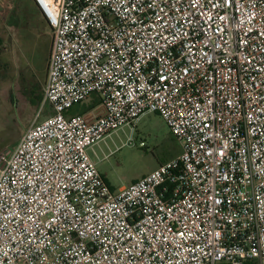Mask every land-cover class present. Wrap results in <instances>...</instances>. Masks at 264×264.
<instances>
[{
    "label": "built area",
    "instance_id": "obj_1",
    "mask_svg": "<svg viewBox=\"0 0 264 264\" xmlns=\"http://www.w3.org/2000/svg\"><path fill=\"white\" fill-rule=\"evenodd\" d=\"M33 1L51 114L0 153V264H264V0ZM152 113L182 153L115 192L90 149Z\"/></svg>",
    "mask_w": 264,
    "mask_h": 264
},
{
    "label": "rangeland",
    "instance_id": "obj_2",
    "mask_svg": "<svg viewBox=\"0 0 264 264\" xmlns=\"http://www.w3.org/2000/svg\"><path fill=\"white\" fill-rule=\"evenodd\" d=\"M29 3L0 0V19L6 27L0 45V153L5 154L33 123L51 114V107L43 106L42 100L52 32L45 39L39 35ZM86 107H76L71 114L88 112ZM89 153L111 190L117 192L178 157L182 148L163 119L152 113L134 127L112 133Z\"/></svg>",
    "mask_w": 264,
    "mask_h": 264
},
{
    "label": "crops",
    "instance_id": "obj_3",
    "mask_svg": "<svg viewBox=\"0 0 264 264\" xmlns=\"http://www.w3.org/2000/svg\"><path fill=\"white\" fill-rule=\"evenodd\" d=\"M29 6H30V10H31V13H32V17L35 22V25H37L38 29H39V35L45 39V37H48L50 35V32H52L50 26L48 25L47 21L45 20L43 14L41 13L40 9L37 7V5L34 3L33 0H30V3H29ZM4 22L1 21L0 19V45L4 44L3 40H2V35H4V37H6V27L3 25ZM2 28L4 29V34L2 33ZM24 33L23 36H27L28 32H27V29L23 28L22 30ZM23 34V33H22ZM53 39V38H52ZM50 46V51H51V47H52V42L50 44H48ZM50 55V53H49ZM48 64V63H47ZM74 110V109H73ZM48 117V116H47ZM99 144L95 145L94 147H92L90 149V151H93L94 148L96 146H98Z\"/></svg>",
    "mask_w": 264,
    "mask_h": 264
},
{
    "label": "trees",
    "instance_id": "obj_4",
    "mask_svg": "<svg viewBox=\"0 0 264 264\" xmlns=\"http://www.w3.org/2000/svg\"><path fill=\"white\" fill-rule=\"evenodd\" d=\"M46 79H47V71H46ZM85 110H89V109H85ZM72 112H73V110H72ZM84 113H86V111H80L79 112V114H84Z\"/></svg>",
    "mask_w": 264,
    "mask_h": 264
}]
</instances>
